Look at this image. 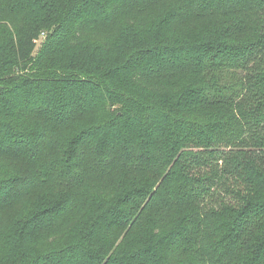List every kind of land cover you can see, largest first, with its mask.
Instances as JSON below:
<instances>
[{
	"label": "trees",
	"instance_id": "obj_1",
	"mask_svg": "<svg viewBox=\"0 0 264 264\" xmlns=\"http://www.w3.org/2000/svg\"><path fill=\"white\" fill-rule=\"evenodd\" d=\"M0 264H264V0H0Z\"/></svg>",
	"mask_w": 264,
	"mask_h": 264
},
{
	"label": "rangeland",
	"instance_id": "obj_2",
	"mask_svg": "<svg viewBox=\"0 0 264 264\" xmlns=\"http://www.w3.org/2000/svg\"><path fill=\"white\" fill-rule=\"evenodd\" d=\"M31 203H33V202H31Z\"/></svg>",
	"mask_w": 264,
	"mask_h": 264
}]
</instances>
